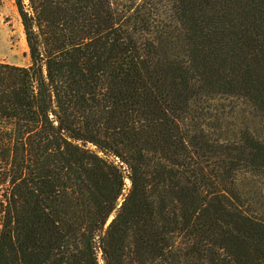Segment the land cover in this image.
I'll list each match as a JSON object with an SVG mask.
<instances>
[{
	"label": "trees",
	"instance_id": "trees-1",
	"mask_svg": "<svg viewBox=\"0 0 264 264\" xmlns=\"http://www.w3.org/2000/svg\"><path fill=\"white\" fill-rule=\"evenodd\" d=\"M14 3L0 264H264V0Z\"/></svg>",
	"mask_w": 264,
	"mask_h": 264
},
{
	"label": "rangeland",
	"instance_id": "rangeland-1",
	"mask_svg": "<svg viewBox=\"0 0 264 264\" xmlns=\"http://www.w3.org/2000/svg\"><path fill=\"white\" fill-rule=\"evenodd\" d=\"M0 61L17 65L29 63L22 24L14 0H0ZM126 186H129L127 180Z\"/></svg>",
	"mask_w": 264,
	"mask_h": 264
},
{
	"label": "bare ground",
	"instance_id": "bare-ground-1",
	"mask_svg": "<svg viewBox=\"0 0 264 264\" xmlns=\"http://www.w3.org/2000/svg\"><path fill=\"white\" fill-rule=\"evenodd\" d=\"M127 180V182H128V179H126Z\"/></svg>",
	"mask_w": 264,
	"mask_h": 264
},
{
	"label": "water",
	"instance_id": "water-1",
	"mask_svg": "<svg viewBox=\"0 0 264 264\" xmlns=\"http://www.w3.org/2000/svg\"><path fill=\"white\" fill-rule=\"evenodd\" d=\"M111 219V218H110ZM110 219H109V221H110Z\"/></svg>",
	"mask_w": 264,
	"mask_h": 264
},
{
	"label": "built area",
	"instance_id": "built-area-1",
	"mask_svg": "<svg viewBox=\"0 0 264 264\" xmlns=\"http://www.w3.org/2000/svg\"><path fill=\"white\" fill-rule=\"evenodd\" d=\"M129 181V180H128Z\"/></svg>",
	"mask_w": 264,
	"mask_h": 264
}]
</instances>
